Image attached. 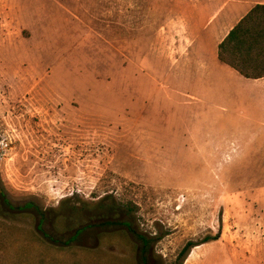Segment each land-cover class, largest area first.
<instances>
[{"label":"rangeland","instance_id":"374dc122","mask_svg":"<svg viewBox=\"0 0 264 264\" xmlns=\"http://www.w3.org/2000/svg\"><path fill=\"white\" fill-rule=\"evenodd\" d=\"M238 1L0 0V264H141L134 233L146 264L217 235L181 264H264V139L217 59Z\"/></svg>","mask_w":264,"mask_h":264},{"label":"trees","instance_id":"16d2710c","mask_svg":"<svg viewBox=\"0 0 264 264\" xmlns=\"http://www.w3.org/2000/svg\"><path fill=\"white\" fill-rule=\"evenodd\" d=\"M217 59L246 79L264 77V5L254 6L229 30L217 45ZM120 213L121 209L118 207L109 206L107 208L100 204L97 219L101 227L108 226L112 224L109 219L119 216ZM118 224L127 226L120 221ZM80 231L81 229L78 233ZM133 236L141 245V264H146L145 254L150 242L141 234L134 233ZM217 239L218 235L207 236L200 243L188 242L179 252L177 264H181L191 249Z\"/></svg>","mask_w":264,"mask_h":264},{"label":"crops","instance_id":"0c3cea01","mask_svg":"<svg viewBox=\"0 0 264 264\" xmlns=\"http://www.w3.org/2000/svg\"><path fill=\"white\" fill-rule=\"evenodd\" d=\"M235 4L237 6L235 10L231 12L230 16L236 17L241 13H243V15H241L237 19L234 25L243 16H245L254 6L264 5V0H243V1H238ZM243 6H246L245 9L242 8ZM239 9H243L242 12L239 14L235 13L240 11ZM232 71L234 72V74H237L235 79L238 82L240 81L241 83L245 84V86L248 89L246 94L239 96V103H241V105L243 106V110L240 113L242 119L237 122L238 124L237 129L241 130L245 128L246 130L251 131L253 133L252 135L256 134L258 135L259 138L262 137V139H264V77L259 79H246L240 76L234 70ZM243 121L246 122L247 127L244 126ZM233 124H235V122Z\"/></svg>","mask_w":264,"mask_h":264},{"label":"flooded vegetation","instance_id":"af4514ba","mask_svg":"<svg viewBox=\"0 0 264 264\" xmlns=\"http://www.w3.org/2000/svg\"><path fill=\"white\" fill-rule=\"evenodd\" d=\"M0 205H1L2 207H5L7 210H11V205H10L9 202L6 200V198L4 197V194H3L2 190H1V188H0ZM112 219H113V218H110L109 221H111V222L113 223L114 221H112ZM96 220H98V219H96ZM39 227H40V225H39V223H38V224L36 225V228L39 229ZM80 229H81V228L76 229V230L73 232V235H72L71 237L75 236L74 238H76V237L81 233V231H82V229H81L80 233H78V231H79ZM100 232H102V230H101ZM43 236L46 237V235H43Z\"/></svg>","mask_w":264,"mask_h":264},{"label":"bare ground","instance_id":"6f19581e","mask_svg":"<svg viewBox=\"0 0 264 264\" xmlns=\"http://www.w3.org/2000/svg\"><path fill=\"white\" fill-rule=\"evenodd\" d=\"M190 257V256H189Z\"/></svg>","mask_w":264,"mask_h":264}]
</instances>
